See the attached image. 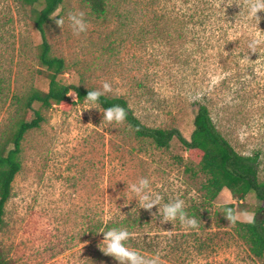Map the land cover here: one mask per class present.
<instances>
[{
    "label": "rangeland",
    "instance_id": "obj_1",
    "mask_svg": "<svg viewBox=\"0 0 264 264\" xmlns=\"http://www.w3.org/2000/svg\"><path fill=\"white\" fill-rule=\"evenodd\" d=\"M211 1V18L188 24L175 21L172 0H160L156 14L140 12L143 4L111 0L115 11L108 22L95 20L78 0H63L55 11V18L65 20L63 29L49 19L45 37L52 55L65 62L62 83L91 90L110 83L113 91L105 96L127 100L147 127L177 129L189 140L197 106L206 105L217 130L238 153H260L258 177L264 182V62L254 63L260 58L255 53L253 63L242 64L223 49L226 44L221 46L226 37L234 41L236 36L248 47L258 30L252 19L227 18L240 14L241 6L234 4L222 16L225 4ZM79 12L89 27L75 36L67 16ZM127 12L124 23L116 18ZM259 30L264 32V25ZM40 42L15 3L0 0V133L13 116V96L46 88L36 73ZM258 52L263 56L264 45ZM67 97L73 101L69 108L33 104L44 121L23 136L21 167L0 225V250L9 264H120L100 250L102 227L127 228L134 233L128 247L148 257L159 254L164 264H264L222 214L223 206L233 205L264 219L253 193L239 202L223 189L214 201H205V177L188 170L196 161L177 140L167 149L156 148L136 138L125 122L102 123L98 105L89 110L84 101ZM140 178L149 179L162 203L183 199L199 229L186 230L178 220L161 224L159 206L140 208L134 194H125L127 184ZM97 227L98 236H91Z\"/></svg>",
    "mask_w": 264,
    "mask_h": 264
},
{
    "label": "trees",
    "instance_id": "obj_2",
    "mask_svg": "<svg viewBox=\"0 0 264 264\" xmlns=\"http://www.w3.org/2000/svg\"><path fill=\"white\" fill-rule=\"evenodd\" d=\"M12 1L16 5L18 13L26 15L40 35L41 42L37 46V63L39 68L36 73L41 79L43 78L46 81V88L45 90L31 88L23 96H13L11 98L13 116L10 118L7 127L0 133V225L3 222L4 205L11 194V184L21 167L19 155L21 153L23 136L26 132L38 128L44 121L43 115L33 107V104L37 103L42 108H49L53 105L69 108L73 104V101H69L66 95L68 91L76 92L79 98L77 101L80 102H83L88 92L91 91V89L64 84L59 80V76L65 70V62L62 58L52 55L51 46L45 37L44 26L50 19V16L62 4L63 0ZM78 1L89 9L90 14L95 20L108 22L109 14H112L111 10L115 11L111 5V0ZM123 1L127 3L134 2L138 5L143 4L140 6V12L143 13L150 9L149 12H154V14H156L160 2V0H144L143 2L141 0ZM172 1V16H174L175 21L181 18L182 22L188 24H202L211 18L210 14H213L214 3L211 0ZM179 3L183 5L182 9L176 7ZM232 6H227L225 3V8H221L222 16L226 12L224 9L230 10ZM263 14L264 12L258 14L260 23H262L261 26L264 25ZM129 15V12L122 15L117 14L116 18L121 22H125ZM227 18H241L244 22L248 21L246 11L243 15L235 14ZM253 22L255 25L252 28L258 30L256 22ZM261 26L258 25L259 29ZM247 30L248 28L244 29V34ZM229 40V37H226L222 41L221 46L226 44V47H223V49L228 51L235 61L243 58L248 53V47L238 44L242 40L240 37L235 36L234 41ZM235 45L237 50H234ZM253 55L249 50L252 62L256 59V56ZM241 77L243 78V76ZM117 104L126 109L127 117L125 123L130 127L136 138L148 140L159 149H167L173 140H177L185 147L190 157L196 161V170L193 168H188V170L199 172L205 177V181L201 186L205 201H214L223 189L228 190L238 201H242L249 193H253L259 201L257 213L264 215V182L259 181L258 177L260 153L253 152L247 155L238 153L217 130L206 105L199 104L197 106L192 122L193 130L189 140H186L177 129L150 128L144 125L134 115L127 100L122 97L103 95L97 103L102 110ZM137 128L139 131L136 130ZM225 206L234 208L233 205ZM104 229L108 230L109 227H104ZM231 229L238 239L248 245V251L254 258L264 260V219L256 216V223L238 222ZM98 230L99 227L91 230V236H98ZM0 264H9L8 260L3 257L1 250Z\"/></svg>",
    "mask_w": 264,
    "mask_h": 264
},
{
    "label": "clouds",
    "instance_id": "obj_3",
    "mask_svg": "<svg viewBox=\"0 0 264 264\" xmlns=\"http://www.w3.org/2000/svg\"><path fill=\"white\" fill-rule=\"evenodd\" d=\"M227 6H232L237 4L242 7L243 11L239 15H243L246 11L247 18L252 19L256 22V28L258 31L254 34L253 38L248 44V53L241 58V63H253L249 56V50L251 53H259L260 58L254 63L261 64L264 62V56L257 51L262 45H264V37L259 30L260 17L258 13L264 12V0H217L216 6L221 7L223 4ZM226 11V9H224ZM57 13L54 12L50 19H52L57 26L63 29L65 24L64 18H55ZM68 22L72 28L73 34L79 36L82 33H86L88 30V23L84 18V13H69L67 16ZM113 91L112 86L108 82L102 84L101 89L91 90L88 92L87 96L84 98V105L89 108V110L96 108L97 103L101 96L111 93ZM67 96L74 99L76 102L78 94L74 91H68ZM198 97H193L191 99H197ZM103 122L108 124L121 125L125 122L127 117V111L123 106L114 105L108 107L102 111ZM139 131V129H136ZM264 159V157H261ZM126 193L134 194V198L138 200V205L140 208L151 211L154 207L159 206L158 215L161 218L160 223L166 224L171 222L179 221L182 228L186 230H198L200 222L195 217H190L185 211V201L183 199H175L168 203H162L163 197L154 193L148 178H140L138 182L127 184ZM128 199V196L125 195ZM222 214L230 222L229 227H234L238 222H245L248 224L256 223V213L249 212L247 210L234 209L232 207H222ZM157 214L153 213L154 219ZM100 234H103L104 240L99 245L100 250L107 256L114 257L120 264H164L161 260L159 254H155L151 257L141 254L138 250L132 249L127 246V241H129L134 233L130 232L127 228H116L113 227L109 230H105L103 227L100 229Z\"/></svg>",
    "mask_w": 264,
    "mask_h": 264
},
{
    "label": "built area",
    "instance_id": "obj_4",
    "mask_svg": "<svg viewBox=\"0 0 264 264\" xmlns=\"http://www.w3.org/2000/svg\"><path fill=\"white\" fill-rule=\"evenodd\" d=\"M239 202H241V201H239Z\"/></svg>",
    "mask_w": 264,
    "mask_h": 264
}]
</instances>
